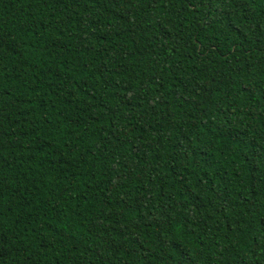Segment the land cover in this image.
<instances>
[{
    "label": "trees",
    "instance_id": "1",
    "mask_svg": "<svg viewBox=\"0 0 264 264\" xmlns=\"http://www.w3.org/2000/svg\"><path fill=\"white\" fill-rule=\"evenodd\" d=\"M0 264H264V0H0Z\"/></svg>",
    "mask_w": 264,
    "mask_h": 264
}]
</instances>
